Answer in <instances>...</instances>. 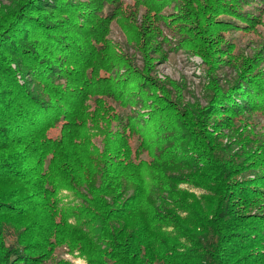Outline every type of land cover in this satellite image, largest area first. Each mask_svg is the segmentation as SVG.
<instances>
[{
	"label": "trees",
	"instance_id": "trees-1",
	"mask_svg": "<svg viewBox=\"0 0 264 264\" xmlns=\"http://www.w3.org/2000/svg\"><path fill=\"white\" fill-rule=\"evenodd\" d=\"M171 1L179 11L0 3V264H45L63 246L86 264H264V135L252 134L264 79L243 65L228 86L208 83L205 105L176 101L150 75L163 26L209 70L226 53L216 0ZM118 15L135 54L107 37Z\"/></svg>",
	"mask_w": 264,
	"mask_h": 264
},
{
	"label": "rangeland",
	"instance_id": "rangeland-1",
	"mask_svg": "<svg viewBox=\"0 0 264 264\" xmlns=\"http://www.w3.org/2000/svg\"><path fill=\"white\" fill-rule=\"evenodd\" d=\"M13 1L16 0H0V3L8 6ZM165 3H167L164 7L166 12L180 10V3L171 0H165ZM123 5L131 7L133 0H124ZM215 5L212 9L215 12L213 18L218 20L220 28H223V31L216 30L215 34H212L217 37V47H220L215 51L216 53L223 51L226 54L221 56V60L217 58L220 64L213 69L214 71L209 70L208 65L204 64L198 55L188 54L186 50L179 48L175 39L177 36L172 35L171 30L166 26L162 28L164 36L160 43L161 49L154 54L150 75L170 90L171 96H176V101L180 103L193 105L198 102L200 105H205V87L208 83L212 85L211 80H213L220 85L228 86L236 79L243 65L253 67V72H259L260 78L264 79V0H216ZM142 11L143 7L139 6L135 19L137 23L141 20ZM218 11L223 12L216 14ZM121 18L120 15L113 18L107 37L117 49L127 48L128 54H135L133 48H128L125 42L126 33L120 23ZM223 57H225L224 60H222ZM135 63L141 64L139 55H135ZM173 82L176 84V89ZM253 120L255 128L252 134L255 133L261 138L264 135V112L254 114ZM8 188V185L1 186L0 192ZM189 191L197 195L201 193L194 187H191ZM59 198L62 199L60 206L69 207L76 202L69 190H61ZM56 260L86 264V261L79 257L77 250L70 252L66 246L57 247L51 259L45 264H55Z\"/></svg>",
	"mask_w": 264,
	"mask_h": 264
}]
</instances>
